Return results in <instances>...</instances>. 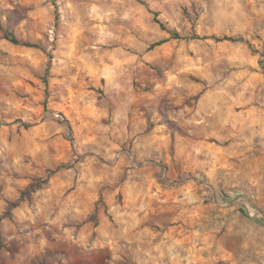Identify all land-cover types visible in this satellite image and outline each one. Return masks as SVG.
<instances>
[{"label": "clouds", "instance_id": "obj_1", "mask_svg": "<svg viewBox=\"0 0 264 264\" xmlns=\"http://www.w3.org/2000/svg\"><path fill=\"white\" fill-rule=\"evenodd\" d=\"M27 3L0 30V196L39 197L41 242L55 229L79 264H239L222 241L251 225L264 264V0ZM36 47L58 79L25 95Z\"/></svg>", "mask_w": 264, "mask_h": 264}, {"label": "rangeland", "instance_id": "obj_2", "mask_svg": "<svg viewBox=\"0 0 264 264\" xmlns=\"http://www.w3.org/2000/svg\"><path fill=\"white\" fill-rule=\"evenodd\" d=\"M30 10L27 0H20V2L19 0H0V30H14L18 26L19 19ZM5 17L7 18V29H4L2 19ZM76 39L77 37L74 36L73 48L76 47ZM209 43L227 42L209 41ZM28 55L32 57L30 61L32 65L39 64L43 56L49 66H46L39 75L29 73L31 79L19 81L18 87L25 90V95L29 90L40 88L47 93L58 79L56 69L51 66L55 64V58L47 56L44 49L40 47L28 49ZM144 105L153 111H159L167 106V99L162 96H157L152 100L145 98L136 102L134 106ZM0 199L3 201L0 203V218L2 219L0 221V264H79L76 261V246L61 236L54 235L55 229L51 231L45 229L43 238L47 243L41 242V236L36 231L40 225L29 219L26 211V208H32L35 211V203L39 197L33 195L32 199H27L25 194L20 198L0 196ZM252 212L260 216L259 210L245 204L244 213L251 214ZM260 217L263 218L256 220V223L264 225V216ZM249 231H253L251 225H244L239 232L227 234L222 241L226 248L235 253L239 264H249L254 259L251 246L241 247ZM21 257L24 259L21 260Z\"/></svg>", "mask_w": 264, "mask_h": 264}, {"label": "trees", "instance_id": "obj_3", "mask_svg": "<svg viewBox=\"0 0 264 264\" xmlns=\"http://www.w3.org/2000/svg\"><path fill=\"white\" fill-rule=\"evenodd\" d=\"M215 42H221V41H215ZM223 42H227V40H225V41H223ZM2 219L0 218V221H1Z\"/></svg>", "mask_w": 264, "mask_h": 264}, {"label": "crops", "instance_id": "obj_4", "mask_svg": "<svg viewBox=\"0 0 264 264\" xmlns=\"http://www.w3.org/2000/svg\"><path fill=\"white\" fill-rule=\"evenodd\" d=\"M263 218V217H260V219Z\"/></svg>", "mask_w": 264, "mask_h": 264}]
</instances>
